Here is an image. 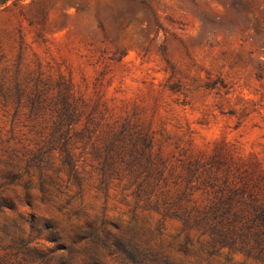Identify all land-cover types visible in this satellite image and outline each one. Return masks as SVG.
I'll use <instances>...</instances> for the list:
<instances>
[{"label": "rangeland", "instance_id": "rangeland-1", "mask_svg": "<svg viewBox=\"0 0 264 264\" xmlns=\"http://www.w3.org/2000/svg\"><path fill=\"white\" fill-rule=\"evenodd\" d=\"M243 183L264 198V0H0V264H59L40 253L73 241L92 264L102 222L174 258L187 235L192 264H263L205 261L201 230L165 214Z\"/></svg>", "mask_w": 264, "mask_h": 264}, {"label": "trees", "instance_id": "trees-1", "mask_svg": "<svg viewBox=\"0 0 264 264\" xmlns=\"http://www.w3.org/2000/svg\"><path fill=\"white\" fill-rule=\"evenodd\" d=\"M142 3L144 4V1ZM240 187L244 191L240 200L231 197L219 198L197 216L192 217L189 213L180 215L174 210L170 211L169 208L165 212L166 215L181 220L184 231L188 232L193 228L201 230L199 235L205 236L207 241L200 244V250H205L207 262L212 256L223 254L224 250H232L264 264V198L258 196L252 189L247 190L246 183ZM149 198L150 196L146 197ZM103 223L98 227H87L83 232L86 234L88 245L80 251L86 253L87 260L92 264H99L102 251H106L111 258H116L124 264H183L184 262L192 264L186 259L190 251L187 235L175 249L177 257L174 258L166 251L170 242H165L166 245L160 240L159 244L150 245L146 240H142V236L146 233L144 229L111 233L106 230ZM44 229L54 231L53 225L48 221L45 222ZM154 236L159 239L160 234L156 232ZM24 245L26 246V243ZM77 250L73 241L66 250L69 255L67 258L56 250L51 251L52 256L46 257L40 253V257L47 262L54 258L59 264H70L72 260L70 253Z\"/></svg>", "mask_w": 264, "mask_h": 264}]
</instances>
